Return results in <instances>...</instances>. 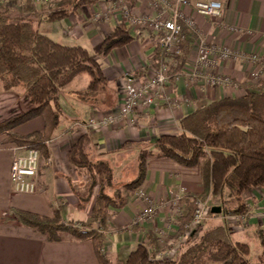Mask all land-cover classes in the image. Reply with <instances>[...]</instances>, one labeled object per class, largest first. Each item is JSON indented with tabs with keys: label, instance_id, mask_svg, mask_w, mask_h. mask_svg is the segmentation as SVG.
Instances as JSON below:
<instances>
[{
	"label": "crops",
	"instance_id": "obj_1",
	"mask_svg": "<svg viewBox=\"0 0 264 264\" xmlns=\"http://www.w3.org/2000/svg\"><path fill=\"white\" fill-rule=\"evenodd\" d=\"M153 1L99 0L93 6H84L53 21L43 20L42 17L56 8H38L32 2L21 6L14 2H0L1 5H10V10L17 6L15 10H21L17 12L19 18L32 20L35 29L55 42L66 46L79 45L90 53H96L103 37L117 25H125L132 36L128 44L98 59L107 79L106 92H88L91 77L87 72L77 74L60 89L62 114L47 142L48 157H40L37 190L34 194L12 191L10 166L15 145L5 143V135H0V214L5 216L3 218L0 215V264H98L89 240H80L63 232L59 241L49 242L40 233L20 225L12 215V210H22L50 218L57 210L63 223L81 224L89 228L93 198L82 206L79 200V195L85 196L87 193L89 180L83 171L76 170L67 159L70 147L84 134L90 137L92 150L101 153L110 163L114 192L120 190L125 197L122 206L110 208L103 253L114 263L122 264L141 243L152 251L154 243L146 238L148 233L155 238L158 253L167 250L169 259L178 257L184 251L187 241L182 237L179 243V223L167 225L164 222L167 209L162 206L171 192L176 193L182 187L187 190L185 193L188 197H184L187 200L202 192L197 167H185L166 157L152 156L147 159L145 180L140 189L149 199L157 201L159 211L153 220L144 223L134 224L135 217L145 205L144 200L137 196V190L129 191L121 186L136 177L140 148L150 145L163 134L180 132V121L197 109L220 99L243 97L251 90L249 86L255 82L249 78L250 73L257 71L259 64L241 57L219 62L212 69L201 71L202 75L213 70L230 77L231 83L228 85L207 87L201 80L192 79L191 74L196 68L195 49L200 40L216 47H228L240 56L257 55L264 59V0H218L222 4V16L215 20L195 11L194 4L198 0H190L187 5L180 7L179 12L193 21L195 31H191L197 34L181 71L161 89L157 104L138 110L133 123L125 120L101 127V120L108 114L116 113L121 104L123 85L127 81L136 86L142 85L155 69L152 57L158 45L157 36L150 29L134 24L137 18L156 14ZM28 3L36 9H27ZM125 9L128 11L127 16L123 14ZM165 63L168 68L176 65L170 59H166ZM259 80L264 81V69ZM30 107L23 88L5 91L0 83V121L27 111ZM42 126V120L35 118L16 127L13 132L26 135L41 130ZM246 202L251 214L243 228L231 222L233 217H225L220 213L209 218L205 226H224L230 235L238 238L234 241L246 242L252 250L260 245L255 231H264V208L259 211L264 205V191L253 190ZM197 228L191 227L192 230ZM203 229L201 227L199 232L187 235L193 241ZM261 251L259 249L258 255ZM160 254H156V257Z\"/></svg>",
	"mask_w": 264,
	"mask_h": 264
},
{
	"label": "trees",
	"instance_id": "obj_2",
	"mask_svg": "<svg viewBox=\"0 0 264 264\" xmlns=\"http://www.w3.org/2000/svg\"><path fill=\"white\" fill-rule=\"evenodd\" d=\"M98 2L58 0L56 10L49 11L42 19H61ZM26 7L31 11L36 9L31 3ZM11 12L8 6L0 4V83L5 91L23 88L31 107L0 121V135H5V143L37 149L40 157L47 158V142L62 114L60 89L77 74L87 72L91 77L88 92H106L107 79L98 59L128 44L132 36L125 25H117L103 37L96 53H90L79 45L55 42L35 29L32 20L14 18ZM196 35L191 29L183 28L179 40L181 54L173 59L175 67L168 68L169 79L186 63ZM152 58L153 67L159 68L169 56L158 44ZM249 89L243 97L220 99L197 109L180 121V132L163 134L140 148L137 175L122 187L129 191L140 188L145 180L147 159L166 157L185 167H197L203 190L195 195V200L210 203L208 216L220 213L225 217H248L251 208L246 196L256 189L264 190V81L259 80ZM35 118L42 120L41 130L26 135L13 132ZM92 148L90 137L84 134L70 147L67 159L88 177L87 193L79 195L80 206L93 198L89 218L98 227L79 228L73 223H63L57 210L50 218L22 210H12V215L20 225L40 233L49 242L59 241L63 232L89 240L98 264H119L111 261L102 248L110 208L122 206L125 197L114 192L110 163ZM195 200L186 201L189 206L186 222L191 219ZM216 202L219 203L215 205ZM212 208L220 212L214 213ZM180 228L183 231V223ZM255 236L262 248L255 260L250 257L249 245L232 240L224 226L203 229L194 241L186 240V247L178 257L158 259L155 238L148 233L146 238L154 243L153 250L141 243L122 264H264V231L257 229Z\"/></svg>",
	"mask_w": 264,
	"mask_h": 264
},
{
	"label": "built area",
	"instance_id": "obj_3",
	"mask_svg": "<svg viewBox=\"0 0 264 264\" xmlns=\"http://www.w3.org/2000/svg\"><path fill=\"white\" fill-rule=\"evenodd\" d=\"M11 0H0L1 3H7ZM22 2L25 0H15ZM35 5H45L51 0H31ZM152 4L157 10L156 14L151 17H141L134 20V24L146 27L154 32L157 36L158 44L164 49L165 53L173 60L181 54L179 40L182 38L184 27L195 31L193 21L183 16L179 8L187 5L190 0H154ZM195 11L206 18L218 19L222 16V4L218 0H198L194 4ZM171 11V12H170ZM170 12V13H169ZM124 16L128 15L127 9L123 10ZM195 69L191 74L194 80H201L210 86H222L231 83L227 76L211 73L202 75L201 71L212 69L217 63L229 59L245 58L248 61L258 63L259 68L250 74L251 80H257L262 75L264 69V59L257 55L249 57L240 56L237 52L228 47H211L204 41L197 42L196 46ZM169 82L168 65L162 64L159 68L152 71V75L144 84L136 86L131 81L123 85L124 97L118 106L116 113L105 116L100 122L101 127H108L117 121H129L133 123L137 117L140 108H149L158 103L161 89ZM40 154L34 148H12V159L10 166V182L12 191L19 194H34L37 190V177L39 172ZM170 194L165 204L172 207L174 213L179 212L180 193ZM137 196L148 201L147 207L143 208L139 215L134 219L135 222H144L150 220L155 211L156 204L149 199L145 193L138 188ZM205 205L198 202L194 211L193 222L201 224L206 219ZM159 259V258H158Z\"/></svg>",
	"mask_w": 264,
	"mask_h": 264
},
{
	"label": "rangeland",
	"instance_id": "obj_4",
	"mask_svg": "<svg viewBox=\"0 0 264 264\" xmlns=\"http://www.w3.org/2000/svg\"><path fill=\"white\" fill-rule=\"evenodd\" d=\"M58 0H51L49 3H47V4H45V5H35L36 7H38V8H56V2H57ZM12 2H14V3H16L17 5H22L23 3H27V2H32L31 0H25V1H22L21 3L20 2H17V1H15V0H11L10 2H7V3H10V4H12ZM5 6H10V5H5ZM13 7H15V8H18L17 6H13ZM12 8V7H11ZM15 8H12V12H11V15L14 17V18H18V15H17V12H18V10L16 9L15 10ZM210 45V44H209ZM211 47H214V45H210ZM195 51H196V49H195ZM195 58H196V56H195ZM242 59H244V60H246L245 58H242ZM211 73H215L213 70H211ZM252 73V72H251ZM250 73V74H251ZM222 75V74H221ZM224 76H226V75H224ZM228 77V76H227ZM229 79H230V77H228ZM230 81H231V79H230ZM203 82V81H202ZM255 83L256 82H258L257 80H255L254 81ZM203 85H205V86H207V87H212V86H210V84H206V83H204L203 82ZM122 187V186H121ZM202 188H203V184H202ZM181 190L183 189V193L184 194H182V193H180L179 194V196H180V202H179V207L181 208V210H179V212H176V213H174V211H173V209H172V207H169V205L168 204H165V203H163V206L162 207H164V208H166L167 209V214L165 215V218H164V222L168 225L169 223H179V233H180V239L181 240H179L180 242L179 243H181L182 242V237H185L186 239H185V241L186 240H190L191 238H190V236H188L187 235V233H189V235H190V233H195L194 231H197V232H199V230H200V228L202 227V228H204V229H207V228H210V227H213V226H205V223L206 222H208V220H209V218H211L212 216H208L207 215V206H209L210 205V203L208 202L207 204H206V202H203V201H201V200H199V199H196L195 200V195H193V196H191V198H189V200H187L186 198L188 197H186V194L187 193H185V192H187V190L185 189V188H180ZM264 191V190H263ZM111 193H113V191L111 190L110 191ZM117 192H120L122 195H123V193L120 191V190H118ZM171 194H173L172 192H171ZM146 195V194H145ZM197 195V194H196ZM248 196V195H247ZM247 196H246V199H247ZM148 197V196H147ZM184 197H186L185 199H184ZM143 199V198H142ZM144 200V203H145V205L140 209V211L138 212V214L137 215H139L140 214V212L143 210V208H145V207H147V205H148V201L147 200H145V199H143ZM192 200H195L194 201V210H193V213H192V216H191V219L188 221V222H186V214L188 213V209H189V206H187V204H186V201H189V202H191ZM153 202H155V204H156V211H155V213H154V215H153V217L150 219V220H147V221H151V220H153L155 217H156V215H157V212L159 211L158 210V208H159V206H158V203H157V201L155 200H153ZM198 202H201V203H203L204 205H205V209H206V219L204 220V222L203 223H201V224H195L194 222H193V216H194V211H195V209H196V205H197V203ZM186 204V207H185V204ZM217 203H219V202H216L215 203V205L217 204ZM264 208V205L261 207V208H259V211H262V209ZM264 210V209H263ZM1 215V217L3 216L2 214H0ZM10 216H11V214H10ZM5 216H3V218H4ZM8 217V216H7ZM233 218H232V221L231 222H234V224L236 225V226H241V228H243V226L245 225V224H247L248 223V221H249V217H244V216H232ZM109 218H110V212H109V216H108V218H107V222H106V225L108 224V220H109ZM236 218V219H235ZM234 220V221H233ZM144 222H146V221H144ZM144 222H139V223H144ZM139 223H137V222H135L134 221V224H139ZM182 223H183V231L181 230V228H180V226L182 225ZM231 224H233V223H231ZM76 225V224H75ZM92 225H94V227H98V225L97 224H94V223H92V221L90 220V227H92ZM77 227H79V228H83V226L80 224V225H76ZM87 226V225H86ZM193 226H195V227H198L197 229H195V230H192L191 229V227H193ZM203 226H205V227H203ZM192 230V232H189V231H191ZM106 232V231H105ZM256 232V231H255ZM200 235V234H199ZM199 235H197V237L199 236ZM256 237V236H255ZM231 239L232 240H238V238L235 236V235H231ZM191 242H192V240H190ZM194 241V240H193ZM259 249L260 250H262L261 249V246L260 245H258V248H252V250H251V248H250V250H251V253H250V257L253 259V260H255L256 259V257L258 256V251H259ZM261 253V252H260ZM157 254H160V253H157ZM158 256V255H157ZM157 258H159V259H162V258H168L169 259V254H168V251L167 250H164V253H162V254H160Z\"/></svg>",
	"mask_w": 264,
	"mask_h": 264
},
{
	"label": "water",
	"instance_id": "obj_5",
	"mask_svg": "<svg viewBox=\"0 0 264 264\" xmlns=\"http://www.w3.org/2000/svg\"><path fill=\"white\" fill-rule=\"evenodd\" d=\"M216 211H217V212H220V209H217V210H216L215 208H212V212L215 213Z\"/></svg>",
	"mask_w": 264,
	"mask_h": 264
}]
</instances>
